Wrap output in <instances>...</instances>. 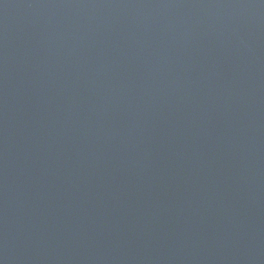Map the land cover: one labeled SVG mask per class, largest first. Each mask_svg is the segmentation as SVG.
<instances>
[{"label":"water","instance_id":"obj_1","mask_svg":"<svg viewBox=\"0 0 264 264\" xmlns=\"http://www.w3.org/2000/svg\"><path fill=\"white\" fill-rule=\"evenodd\" d=\"M0 264H264V0H0Z\"/></svg>","mask_w":264,"mask_h":264}]
</instances>
